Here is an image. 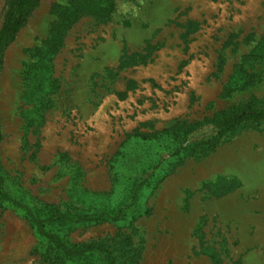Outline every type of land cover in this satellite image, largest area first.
<instances>
[{"label": "rangeland", "instance_id": "rangeland-1", "mask_svg": "<svg viewBox=\"0 0 264 264\" xmlns=\"http://www.w3.org/2000/svg\"><path fill=\"white\" fill-rule=\"evenodd\" d=\"M11 2L0 0V29ZM114 2L107 19L80 16L41 59L53 6L69 0H39L4 49V191L45 211L125 208L118 222L49 228L117 264H264V121L221 139L200 126L235 106L264 107V0ZM0 264L102 263L57 256L3 203Z\"/></svg>", "mask_w": 264, "mask_h": 264}, {"label": "trees", "instance_id": "trees-1", "mask_svg": "<svg viewBox=\"0 0 264 264\" xmlns=\"http://www.w3.org/2000/svg\"><path fill=\"white\" fill-rule=\"evenodd\" d=\"M39 0H12L9 10L6 15L5 22L0 29V66L2 65V55L6 46L15 39L18 31L25 23L31 11L36 7ZM115 9L114 0H69V6H53V13L57 20L52 29L53 38L48 44L47 53L41 54V59L47 57L46 55L54 54L59 51L63 45L60 39L61 31L70 28L75 24L79 17L82 15H92L99 19L109 18ZM132 61V60H130ZM125 64V63H124ZM37 64H33L32 68ZM32 71L28 72V88H32L31 76ZM264 121V107H255L252 104L235 106L228 110L218 112L211 120L200 124L201 127L209 125L211 132L208 134H218L219 139L225 134L233 133L237 128L245 124H254ZM185 130V129H184ZM192 131L187 128L183 137V142L188 143V134ZM2 133L0 129V144L2 142ZM147 136L143 135V140ZM219 139L213 137L208 142L209 149L215 150L218 146ZM185 150L184 145L176 148L173 155H179ZM145 181H140L132 192L130 206H133L138 201V196L143 189ZM4 180L0 177V205L7 203L17 210L21 211L26 221L31 225L32 230L35 232L36 237L44 243L54 254L62 257L68 261L82 262L91 257H97L102 264H117L114 255L104 252L100 246L94 244H86L82 246L69 245L64 239L56 232L51 231L49 228L54 224L60 225H88L92 223H100L104 221L118 222L125 218L124 209H119L116 215L107 213H79L70 214L68 212H60L54 210H43L39 207L29 206L21 201H18L9 196L3 188Z\"/></svg>", "mask_w": 264, "mask_h": 264}]
</instances>
